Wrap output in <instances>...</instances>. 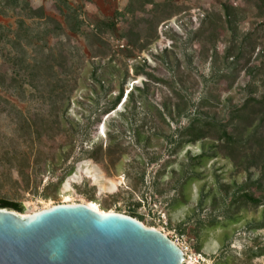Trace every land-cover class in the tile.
<instances>
[{
  "label": "rangeland",
  "instance_id": "1",
  "mask_svg": "<svg viewBox=\"0 0 264 264\" xmlns=\"http://www.w3.org/2000/svg\"><path fill=\"white\" fill-rule=\"evenodd\" d=\"M261 98L264 0H0V199L134 211L187 262L264 264Z\"/></svg>",
  "mask_w": 264,
  "mask_h": 264
},
{
  "label": "water",
  "instance_id": "2",
  "mask_svg": "<svg viewBox=\"0 0 264 264\" xmlns=\"http://www.w3.org/2000/svg\"><path fill=\"white\" fill-rule=\"evenodd\" d=\"M0 264H186L167 235L115 211L56 204L0 207Z\"/></svg>",
  "mask_w": 264,
  "mask_h": 264
},
{
  "label": "trees",
  "instance_id": "3",
  "mask_svg": "<svg viewBox=\"0 0 264 264\" xmlns=\"http://www.w3.org/2000/svg\"><path fill=\"white\" fill-rule=\"evenodd\" d=\"M223 9H224V13H225L227 19H229L230 16H231V14H232V12H231V10H230V6H229V5H223ZM228 21L230 22V20H228ZM120 98H121V94L117 97L116 102H114V103L110 106V108H109V109H106L104 112H105V113H109L111 110H114L115 107H116V104H117V102H119ZM255 103H256V105H257V107H258L259 110L261 109V110L264 111V98H261V99L256 100ZM203 125H204L205 127H207V126H211V122H208L207 120H206V121L203 120ZM221 134H222V135H220V137H219V139H220L221 141H224V140H225L227 143H229V142H234V139H233V134H234V132L228 130L227 127H222V128H221ZM202 138H204V135H203L202 133H198V134L192 139V141H190V142H198V141L201 140ZM251 139H254V137L252 136V137L250 138V140H251ZM244 144L246 145V143H244ZM248 199H249L250 201L254 202V203H258V202H259V200H258V199H255V198H251V197H250V198H248ZM0 207H6V208L12 209V210H14V211L21 212V204H20V203L13 202V201H9V200H6V199H0ZM132 213H133V214H131V216L135 218L136 216H135L134 211H133ZM138 220L141 221V219H138Z\"/></svg>",
  "mask_w": 264,
  "mask_h": 264
},
{
  "label": "bare ground",
  "instance_id": "4",
  "mask_svg": "<svg viewBox=\"0 0 264 264\" xmlns=\"http://www.w3.org/2000/svg\"><path fill=\"white\" fill-rule=\"evenodd\" d=\"M68 201H69V202H68ZM67 203H69V204H75V203H71L70 200H69V198L67 199ZM85 204L91 206L92 208H94V209H96V210H98V211L105 212V210L99 208V206L97 205V203H95V202H93V201H88V202H86ZM49 206H51V204L46 205V206H43V207H41V208H47V207H49ZM41 208H38V209H41ZM38 209H33V210H31V211L27 210V211L24 212L23 214L27 215V214H29V213H31V212L37 211ZM142 223H143V222H142ZM143 224H144V223H143ZM144 225H145V224H144ZM145 226H146V225H145ZM152 228L158 230L157 228H154V227H152ZM159 231H160V230H159ZM162 233H163V232H162ZM164 234L167 235L166 233H164ZM175 243H176V242H175ZM177 245H178V244H177ZM182 251H183V250H182ZM183 255H184V262H185L186 264H194V263H195V260H193V259L189 260L190 262H187V259L185 258V254H184V252H183ZM195 259H196V258H195Z\"/></svg>",
  "mask_w": 264,
  "mask_h": 264
}]
</instances>
